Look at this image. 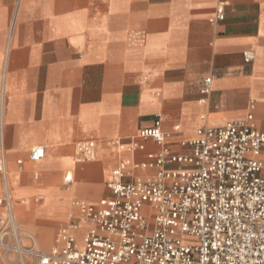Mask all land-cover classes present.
<instances>
[{"label":"crops","instance_id":"obj_1","mask_svg":"<svg viewBox=\"0 0 264 264\" xmlns=\"http://www.w3.org/2000/svg\"><path fill=\"white\" fill-rule=\"evenodd\" d=\"M220 6L223 20L211 23ZM250 101L264 129V0H0V228L12 220L5 244L58 248L60 231L77 221L74 201L110 197L119 162L157 151L150 140L136 154L111 145L137 140L156 115L171 133L166 145L183 154L181 141L243 119ZM85 141L95 142V158L77 163L75 145ZM37 147L44 157L33 163ZM86 229L79 225L78 239ZM0 264L38 263L10 251Z\"/></svg>","mask_w":264,"mask_h":264},{"label":"built area","instance_id":"obj_2","mask_svg":"<svg viewBox=\"0 0 264 264\" xmlns=\"http://www.w3.org/2000/svg\"><path fill=\"white\" fill-rule=\"evenodd\" d=\"M223 18L220 6L210 22ZM243 58L250 63L254 54L246 52ZM211 82L209 77L200 83V94L209 93ZM254 111L250 101L243 119L198 128L179 143L183 154L166 145L171 133L162 130L161 115H156L137 140L111 145L136 154L145 152L143 142L150 140L157 151L145 153L144 162H119L106 183L110 197L97 204L74 201L77 221L60 231L58 248L42 253L6 245L12 234L9 217L0 228V257L13 251L38 264H264V129L257 127ZM95 146L93 141L77 143L75 161H92ZM43 157L44 149L37 147L29 160L37 163ZM148 169L156 173L135 175ZM79 225L87 229L78 239Z\"/></svg>","mask_w":264,"mask_h":264},{"label":"bare ground","instance_id":"obj_3","mask_svg":"<svg viewBox=\"0 0 264 264\" xmlns=\"http://www.w3.org/2000/svg\"><path fill=\"white\" fill-rule=\"evenodd\" d=\"M70 178H71V176L70 175H68Z\"/></svg>","mask_w":264,"mask_h":264}]
</instances>
